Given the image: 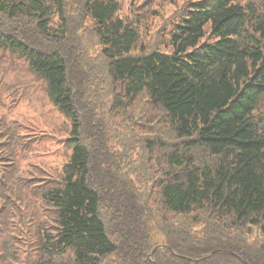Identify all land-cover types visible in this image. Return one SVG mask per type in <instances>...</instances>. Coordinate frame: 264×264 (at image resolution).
Instances as JSON below:
<instances>
[{"label":"trees","instance_id":"obj_1","mask_svg":"<svg viewBox=\"0 0 264 264\" xmlns=\"http://www.w3.org/2000/svg\"><path fill=\"white\" fill-rule=\"evenodd\" d=\"M80 11L105 60L114 94L108 116L144 96L179 144L148 140L160 158L156 187L140 192L127 183L85 100L94 70L67 38L63 0H0V19L9 22L0 26V50L26 59L71 123L61 180L39 188L53 227L38 224L35 264H264V239L254 246L244 238L254 228L264 236V0L191 3L170 50L141 54L139 32L118 17L115 0H83ZM10 148L2 126L0 216L11 197L31 195L8 172Z\"/></svg>","mask_w":264,"mask_h":264},{"label":"rangeland","instance_id":"obj_2","mask_svg":"<svg viewBox=\"0 0 264 264\" xmlns=\"http://www.w3.org/2000/svg\"><path fill=\"white\" fill-rule=\"evenodd\" d=\"M83 0H63L69 41H74L81 56L94 72L85 87V100L101 122L109 155L119 159V172L124 180L140 192L153 190L160 178L158 152L151 153L146 142H163L166 149L179 144L168 127L155 123V113L144 96L131 105L127 112L120 111L113 118L107 112L114 104V94L103 76L105 60L100 46L92 34L88 20L80 11ZM120 11L118 17L131 22L140 39L134 54L152 50L168 52L169 39L189 4L200 0H115ZM0 19L2 28L9 27ZM57 22V20H55ZM5 23V24H4ZM77 51V52H78ZM9 129L10 148L14 158L8 160V172L12 167L17 187L30 188L22 202L13 197L0 216V264H35L38 251L36 230L38 224L53 227V210L39 199V188L48 182H58L62 168L69 161L72 148L68 144L71 123L49 101L45 82L29 68L25 58L9 50H0V127ZM160 147V144L157 145ZM5 168V167H4ZM14 180V179H13ZM16 180V179H15ZM29 190V189H28ZM29 190V191H30ZM24 195H26L24 193ZM193 232L203 229L202 218ZM257 228L244 235L249 244L257 246L264 236ZM155 244L164 242V235L152 233Z\"/></svg>","mask_w":264,"mask_h":264},{"label":"water","instance_id":"obj_3","mask_svg":"<svg viewBox=\"0 0 264 264\" xmlns=\"http://www.w3.org/2000/svg\"><path fill=\"white\" fill-rule=\"evenodd\" d=\"M162 247V246H161ZM158 248V247H157ZM157 248H155V249H157Z\"/></svg>","mask_w":264,"mask_h":264}]
</instances>
